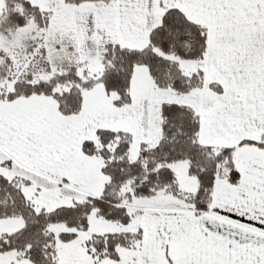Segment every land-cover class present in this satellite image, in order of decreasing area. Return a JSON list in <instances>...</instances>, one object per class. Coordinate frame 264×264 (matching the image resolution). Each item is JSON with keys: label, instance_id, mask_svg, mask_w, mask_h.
I'll return each instance as SVG.
<instances>
[{"label": "snow or ice", "instance_id": "6c2138e0", "mask_svg": "<svg viewBox=\"0 0 264 264\" xmlns=\"http://www.w3.org/2000/svg\"><path fill=\"white\" fill-rule=\"evenodd\" d=\"M0 264H264V0H0Z\"/></svg>", "mask_w": 264, "mask_h": 264}]
</instances>
